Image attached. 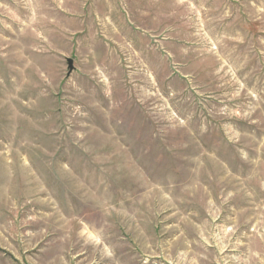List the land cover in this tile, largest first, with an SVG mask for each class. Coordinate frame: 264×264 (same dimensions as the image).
I'll list each match as a JSON object with an SVG mask.
<instances>
[{"label":"rangeland","instance_id":"rangeland-1","mask_svg":"<svg viewBox=\"0 0 264 264\" xmlns=\"http://www.w3.org/2000/svg\"><path fill=\"white\" fill-rule=\"evenodd\" d=\"M0 264H264V0H0Z\"/></svg>","mask_w":264,"mask_h":264},{"label":"water","instance_id":"water-1","mask_svg":"<svg viewBox=\"0 0 264 264\" xmlns=\"http://www.w3.org/2000/svg\"><path fill=\"white\" fill-rule=\"evenodd\" d=\"M69 72L73 70L72 59H67Z\"/></svg>","mask_w":264,"mask_h":264}]
</instances>
